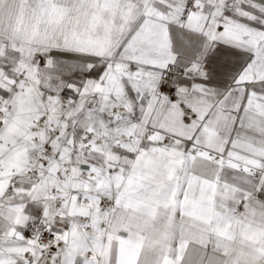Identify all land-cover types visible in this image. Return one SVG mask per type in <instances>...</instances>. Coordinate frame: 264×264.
Here are the masks:
<instances>
[{"label":"snow or ice","instance_id":"obj_1","mask_svg":"<svg viewBox=\"0 0 264 264\" xmlns=\"http://www.w3.org/2000/svg\"><path fill=\"white\" fill-rule=\"evenodd\" d=\"M0 264H264V0H0Z\"/></svg>","mask_w":264,"mask_h":264}]
</instances>
